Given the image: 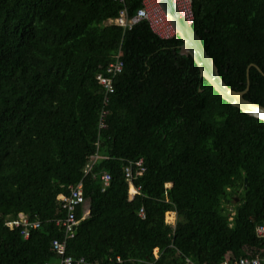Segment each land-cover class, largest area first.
I'll return each mask as SVG.
<instances>
[{
	"label": "trees",
	"instance_id": "obj_1",
	"mask_svg": "<svg viewBox=\"0 0 264 264\" xmlns=\"http://www.w3.org/2000/svg\"><path fill=\"white\" fill-rule=\"evenodd\" d=\"M141 7L142 0H0V264L59 261L58 197L81 181L90 215L81 220L78 212L67 245L75 259L221 264L227 254H261L264 122L223 101L180 54L177 36L161 39L146 21L131 29L109 23ZM192 13L224 82L242 92L249 70L245 99L264 106V0H193ZM119 53L124 66L100 131L97 76ZM139 159L146 172L130 201L124 169ZM103 173L112 177L104 192ZM21 214L40 225L27 239L6 226Z\"/></svg>",
	"mask_w": 264,
	"mask_h": 264
},
{
	"label": "built area",
	"instance_id": "obj_2",
	"mask_svg": "<svg viewBox=\"0 0 264 264\" xmlns=\"http://www.w3.org/2000/svg\"><path fill=\"white\" fill-rule=\"evenodd\" d=\"M123 1L124 0H120V2ZM173 1L178 7L176 0ZM187 4V7L184 6L182 10H180L179 7L178 9L182 16H184L188 20H192L193 17L190 0ZM142 21H146L149 24L153 33L159 36L161 39L168 40L176 36L175 30L171 22L169 21L168 16L161 8L160 0H142V7L137 10V13L134 17H128L127 10L125 8L120 12L119 17L116 20L110 21L109 23L115 24L124 29H131L134 25ZM123 66L124 64L121 61V53H119L115 57V62L111 63L107 68V74H101L97 76V81L104 91V107L100 112L99 119L100 131L107 128L106 119L109 114V97L110 95L115 93L113 78L117 74L122 72ZM97 160V155L91 158L90 162L88 163L85 169L86 174L91 171L94 163ZM145 172L146 167L143 159H139L137 161H129L127 166L125 167L124 175L125 180L129 186L130 201H132L135 198V195L139 194L140 191V188L135 187L134 182L140 177H142ZM100 178L102 183V192H104L110 186L112 177L108 173H103ZM170 187V184H167L165 186L166 189ZM131 191H133V195H131ZM58 200L62 205V210L65 215L56 221V225L62 230L63 236L60 238H56L52 241V249L58 256L59 261L48 262L45 264H100L98 262H88L83 258L75 259L74 257L69 256L67 253L68 242L69 240L75 238L77 228L80 224V220L78 219L79 210H81L82 208L84 209L81 220L87 218L90 215L89 208H85L84 206L85 196L83 182L81 181L78 185L69 187V194L60 195L58 197ZM139 217L143 219L145 218V212L143 209L140 211ZM167 224L174 225L168 222ZM6 226L10 229H21L24 238L27 239L30 236V230L37 229L40 225L38 222L30 223L28 216L26 214H21L19 215L18 220L8 221L6 223ZM256 236L263 243V249L261 251V254L240 258H234L231 254H227L225 260L221 264H264V225H259L256 228ZM121 262L122 260L120 258H117V263Z\"/></svg>",
	"mask_w": 264,
	"mask_h": 264
},
{
	"label": "water",
	"instance_id": "obj_3",
	"mask_svg": "<svg viewBox=\"0 0 264 264\" xmlns=\"http://www.w3.org/2000/svg\"><path fill=\"white\" fill-rule=\"evenodd\" d=\"M192 2L193 0H190L191 11ZM160 5L162 10L168 16V19L175 30L176 36L182 41V45L179 48L180 54L192 58L199 69L200 77L209 83L223 101L240 110L243 114L264 122V106L245 99V95L250 89L249 70H247L246 90L240 92L230 88L220 76L217 65L208 55L202 39L194 30L192 25L193 18L192 20H188L182 16L173 0H160ZM251 67H255L261 74H263L257 66L251 65Z\"/></svg>",
	"mask_w": 264,
	"mask_h": 264
},
{
	"label": "rangeland",
	"instance_id": "obj_4",
	"mask_svg": "<svg viewBox=\"0 0 264 264\" xmlns=\"http://www.w3.org/2000/svg\"><path fill=\"white\" fill-rule=\"evenodd\" d=\"M236 199H238V198H236ZM232 208L233 207H230L229 209L231 210ZM176 220H177L176 214H174V213H168L166 215V222H168L170 224H175L176 223ZM155 252L157 254L158 251L156 250Z\"/></svg>",
	"mask_w": 264,
	"mask_h": 264
},
{
	"label": "bare ground",
	"instance_id": "obj_5",
	"mask_svg": "<svg viewBox=\"0 0 264 264\" xmlns=\"http://www.w3.org/2000/svg\"><path fill=\"white\" fill-rule=\"evenodd\" d=\"M178 7L180 10H182L185 7H187V3L189 2V0H176Z\"/></svg>",
	"mask_w": 264,
	"mask_h": 264
}]
</instances>
